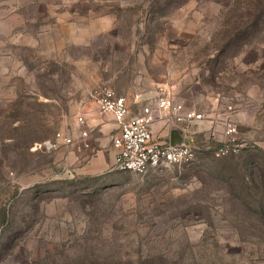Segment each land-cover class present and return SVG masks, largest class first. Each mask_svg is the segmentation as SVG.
Here are the masks:
<instances>
[{
  "label": "rangeland",
  "instance_id": "1",
  "mask_svg": "<svg viewBox=\"0 0 264 264\" xmlns=\"http://www.w3.org/2000/svg\"><path fill=\"white\" fill-rule=\"evenodd\" d=\"M103 86L229 106L256 146L80 174L55 133ZM0 264H264V0H0Z\"/></svg>",
  "mask_w": 264,
  "mask_h": 264
},
{
  "label": "built area",
  "instance_id": "2",
  "mask_svg": "<svg viewBox=\"0 0 264 264\" xmlns=\"http://www.w3.org/2000/svg\"><path fill=\"white\" fill-rule=\"evenodd\" d=\"M92 105L96 117L111 115L116 125V133L111 138L113 166L137 173L193 163L196 159L193 137L202 130V123L213 124L215 119L175 99L165 88L160 89L150 102L141 104L137 112L132 110L125 96L107 86L95 92ZM222 113L218 115L222 124V139L216 142L213 153L216 156L238 155L254 149L255 142L239 131L231 117V107L228 106ZM75 122L73 133L58 131L54 140L76 151L90 150L92 128L87 125L83 112L76 115ZM157 125L169 131H181V142L170 144L169 138H160L155 130ZM45 145L55 146L50 141Z\"/></svg>",
  "mask_w": 264,
  "mask_h": 264
},
{
  "label": "crops",
  "instance_id": "3",
  "mask_svg": "<svg viewBox=\"0 0 264 264\" xmlns=\"http://www.w3.org/2000/svg\"><path fill=\"white\" fill-rule=\"evenodd\" d=\"M138 107L134 110V112H137ZM220 112L221 111H219L218 109H213L209 114L215 117L213 124L209 122H206L205 124L202 123V130L199 132V134H201V136H204V139H206L208 136H212L211 138L217 140V142L222 139V124L219 120L218 115H222L223 113ZM231 117L235 121L241 120L240 115H237V117L236 115H231ZM85 118L87 125L92 128L90 137L91 149L85 151L92 153V156L90 159H88V163L78 168L77 171L80 174H98L102 172L109 163H113L114 151L111 145V138L116 133V125L113 122L111 115H104L103 117H87V115H85ZM170 134L171 131H169L167 128H164L162 132V136L164 137V139H170ZM73 151L77 153L76 150ZM85 151H81V153H79L78 151V156H76L77 159L75 158V160L87 157V155H85Z\"/></svg>",
  "mask_w": 264,
  "mask_h": 264
},
{
  "label": "water",
  "instance_id": "4",
  "mask_svg": "<svg viewBox=\"0 0 264 264\" xmlns=\"http://www.w3.org/2000/svg\"><path fill=\"white\" fill-rule=\"evenodd\" d=\"M182 133L178 129H172L170 134V144H177L181 142Z\"/></svg>",
  "mask_w": 264,
  "mask_h": 264
},
{
  "label": "trees",
  "instance_id": "5",
  "mask_svg": "<svg viewBox=\"0 0 264 264\" xmlns=\"http://www.w3.org/2000/svg\"><path fill=\"white\" fill-rule=\"evenodd\" d=\"M246 151H249V150H246ZM5 218V217H4Z\"/></svg>",
  "mask_w": 264,
  "mask_h": 264
}]
</instances>
